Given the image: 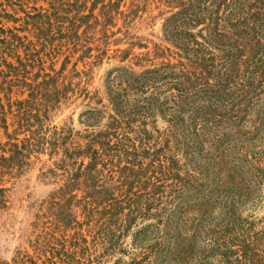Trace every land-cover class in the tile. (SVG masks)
Masks as SVG:
<instances>
[{
  "label": "trees",
  "instance_id": "16d2710c",
  "mask_svg": "<svg viewBox=\"0 0 264 264\" xmlns=\"http://www.w3.org/2000/svg\"><path fill=\"white\" fill-rule=\"evenodd\" d=\"M17 1L24 9L26 0ZM39 1L47 8L27 6L25 27L0 22V185L46 153L55 161L44 174L63 181L51 198L50 232L37 236L35 253L57 252L61 264H100L113 253H126L124 239L141 222L154 220L134 236L133 246L147 247V258L155 262L172 261L170 247L186 264H264V216L251 211L264 202V0H170L177 10L165 23L171 48L153 58L163 62L143 66L139 59L138 72L117 70L107 81L113 114L104 129L85 135L49 124L73 91L62 78L69 57L60 72L47 69L45 59L79 54V62L92 60L87 67L99 66L116 42L109 30L122 17L129 26L147 0H132L126 11L123 0ZM199 27L197 34L190 32ZM115 53H121V63L129 60L127 51ZM167 53L181 62L174 64ZM26 87L28 99L12 102L14 88L22 94ZM155 114L168 118L164 132L149 128ZM216 130L222 132L218 147L205 140ZM226 145L231 149H220ZM177 151L197 163L192 194L198 195L200 222L211 233L208 249L197 255L183 230L186 215L165 207L167 189L172 200L184 192L176 184L182 182ZM80 192V214L74 215ZM6 194L1 187L0 209ZM68 231L72 236L58 250L55 237ZM13 264L37 263L20 253Z\"/></svg>",
  "mask_w": 264,
  "mask_h": 264
},
{
  "label": "rangeland",
  "instance_id": "374dc122",
  "mask_svg": "<svg viewBox=\"0 0 264 264\" xmlns=\"http://www.w3.org/2000/svg\"><path fill=\"white\" fill-rule=\"evenodd\" d=\"M35 1L36 0H26L27 3L24 2V9H21L22 7L18 5L19 3L17 0H0V22L7 28L25 27V11H30V9L26 8L27 6L29 8L34 6H37V8L41 6L47 8L46 3ZM131 1L132 0H123L121 10L126 11ZM12 4H16L18 7L15 5L12 6ZM174 4L175 3H172L170 0H147L143 2L142 11L139 12L129 26L124 25L123 17L120 18L119 21L116 22V26L109 30L110 33H116L114 37H111V41L116 42L111 44L107 57L104 58L99 66L92 68L87 67L88 63H91L92 60L85 59L83 62H79V54L54 55L52 56V60L46 58L45 67L55 72H60L66 63V58L69 57V62L66 64L62 78L66 79L67 85L71 84V89L73 91L68 94V100L61 103L56 110L51 113L49 124L57 127L70 128L73 130L74 135H85L87 133H92L93 130L100 131L104 129L105 125L109 122L110 116L113 114L107 95L108 79L112 77V75H115L116 71L122 67H133L138 72L139 69L134 66L136 63H139V59L143 60L140 63L143 66H149L150 61L157 65L163 62L162 60H153V58L154 54L160 55L165 48H171L170 42L166 38L165 23L168 17L177 12V10H174V8L171 9L170 7H174ZM90 8L91 4H88V10ZM100 8L101 4L98 5L95 11L96 14L99 13ZM3 10H6L8 14L13 16L14 20H17V22L13 23L8 17H3L5 13L2 12ZM9 20H11V22H8ZM201 29L202 27H199L190 32L197 34ZM98 30L100 31L101 28L99 27ZM110 33H108V35ZM21 35L32 38L27 32ZM97 38H99V34ZM116 50L130 53L129 60L121 63L120 59L117 57L120 56L121 53H115ZM173 52L177 51L174 50ZM163 55L171 56L174 64L181 62L175 54L167 53ZM24 57L25 54H21V58ZM8 62L17 65L16 59L9 58ZM182 62H185V60ZM1 70L6 73L7 68L2 66ZM38 81L40 82L41 79ZM1 83L0 80V84ZM19 91V89L14 88L12 102L28 99L29 91L27 87L22 89V94H20ZM164 94L167 95L168 93L165 91ZM167 119V117L155 114L149 128L154 126L156 130L164 132L168 128ZM1 136L2 133L0 134V137ZM221 136L222 132L216 130L215 134L206 136L205 140L218 147L222 145L217 144ZM220 149L228 150L231 149V146L226 145L225 147H220ZM178 151L175 157L179 160L178 169L182 182L176 184L179 186L177 189L182 188L183 190H181V192H184L180 195L178 194L174 200H172L170 197L173 193L170 192V188L167 189L166 197H168V199L166 200L167 203L165 207L171 208L173 206L176 209L175 212L179 214L183 212V214L186 215L188 229L183 228V230L186 233L185 237L189 240H193V255H197L208 249L211 233L209 232L208 224L200 222L199 210L196 207V204H198V195L194 196V194H192L195 192L192 189L197 187V183L194 182L198 176L196 168L197 163L192 164L183 151L179 153ZM204 155H201L200 158L204 157ZM54 161L55 159H50L48 153L42 154L41 156L35 155L31 158L30 167L23 175L17 178L5 177V180L1 183L0 188L4 187L7 190V204L5 208L0 209V262L13 264V260L18 257V254L27 253L30 257L34 258L37 264H61L57 257L60 256V254L57 255V252L51 254V252H44V249H39V251L35 253L33 248L37 236L50 232V222L55 218L51 212V198L54 197L63 186L62 179L52 175H46L53 168ZM165 185L170 184L167 183ZM172 190L175 189L172 188ZM83 196L84 194L80 192L77 199L73 202L72 210L74 215L80 214L81 209L79 202ZM251 211L256 218L264 216V202L259 204L256 209H251ZM248 215L249 209L246 207L243 216L247 217ZM140 224L142 225H138L130 233L129 237L125 238L123 241L124 245L122 249L126 253H113L100 264H131L130 262L133 260H136L138 264L154 263V259L147 258V254H150V251L146 249L147 247L136 249L133 243L134 236L143 227L149 224H155V221L147 220ZM51 228L53 229L54 226ZM200 233H203L201 239H199L201 236ZM72 234V231H68L66 234L63 232L58 233V236L55 237L60 241L57 246L58 250H61V243L69 240ZM148 234L153 236L151 232ZM63 235H66V237ZM88 239L91 241L90 237H88ZM149 244L153 246V242H149ZM168 251L170 253L167 254V257H171L172 261L168 262V260H166L161 262L159 260L155 262V264H179L176 261H180L181 264L187 263L185 257L179 256L177 253H174V251L171 252L170 247Z\"/></svg>",
  "mask_w": 264,
  "mask_h": 264
}]
</instances>
